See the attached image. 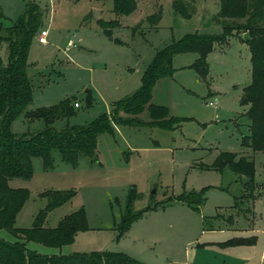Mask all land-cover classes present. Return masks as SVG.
<instances>
[{
    "label": "rangeland",
    "instance_id": "374dc122",
    "mask_svg": "<svg viewBox=\"0 0 264 264\" xmlns=\"http://www.w3.org/2000/svg\"><path fill=\"white\" fill-rule=\"evenodd\" d=\"M30 1L36 2L43 13L28 53L27 72L33 94L26 110L70 99L74 114L56 121L54 125L58 129L67 124L87 125L97 116L109 114L114 102L138 89L155 51L172 39L195 31L221 33V26L214 20L219 10L218 0H185L190 17L175 15L173 0H135V11L122 16L113 11L112 0H0L4 15L0 20L5 26L12 25ZM160 7V19L154 27L146 17L157 13ZM95 8L102 11V20H117L112 37L126 44L114 43L104 35L94 19ZM138 23L139 28L132 34ZM42 29L48 31L45 43L37 40ZM246 37L247 33L244 37L240 33L229 37L225 44L214 45L206 58L209 67L206 78L190 68L196 53L173 55V75L156 81L150 102L166 107L170 116L189 119L175 123L172 128H163L151 123L148 108L136 116L121 113L123 118L132 117L143 123L117 124L114 134H100L96 160L80 156L71 165L54 150L52 168L43 169L41 159L36 157L32 161L31 178L9 179L10 186L28 191V198L17 214L16 227L32 226L35 216L46 205L47 199L40 196L46 190H71L74 194L48 213L45 226H56L62 217L80 208L86 214L88 229L77 232L72 244L56 248L28 242V248L42 254L124 252L141 262L143 257L163 255L171 239L167 233L165 241L143 235L140 225L143 219L133 221L116 239V226L124 213L128 191L133 187L137 197L132 212L151 209L142 217L183 203L170 199L189 191L203 190L204 214L230 208L223 212L226 223L230 213L233 220L234 216L247 217L249 222L244 224L248 227L253 220L251 207L253 227L258 231L255 235L259 238L257 254L264 251V151H252L241 145V138L249 134V120L245 116L248 105L240 103L242 87L251 80L250 52L239 39ZM8 45L7 41L0 42L4 62ZM208 101L214 105H208ZM75 102L78 107H74ZM11 127L19 134L33 133L41 130L44 123L29 122L22 113ZM221 151L253 158V190L244 187L250 179L242 183L241 176L227 167L222 171L201 168V164H211ZM251 192L254 197L250 206L252 199L247 194ZM242 221L246 219L239 220V224ZM217 222L222 221L209 220V224ZM199 229V224H191V228L183 225L176 231L175 242H189L199 235ZM0 237L14 240L5 229H0Z\"/></svg>",
    "mask_w": 264,
    "mask_h": 264
},
{
    "label": "trees",
    "instance_id": "16d2710c",
    "mask_svg": "<svg viewBox=\"0 0 264 264\" xmlns=\"http://www.w3.org/2000/svg\"><path fill=\"white\" fill-rule=\"evenodd\" d=\"M218 1L219 10L214 20L221 26V33L195 31L179 39H172L163 48L155 51L143 71L138 89L114 102L109 114H101L87 125L67 124L60 129L55 127V122L74 114L70 99L65 98L48 107L26 110L33 94L32 81L27 72L28 53L41 21L42 9L36 2L30 1L23 14L12 25L5 26L0 20V42H9L6 62L0 55V229H5L14 237L13 241L0 237V264H145L124 252L96 250L88 253L42 254L28 248V242L56 248L72 244L77 232L88 229L86 214L80 208L62 217L56 226H45L48 213L67 202L74 194L71 190H46L40 193V196L47 199L46 205L37 213L32 226L16 227V217L28 198V191L25 188L12 187L8 181L11 178H31L32 161L36 157L41 159L43 169L52 168L54 150L59 152L64 162L71 165H75L80 156L96 160L97 139L100 134H114V126L117 124L143 123L132 117L123 118L121 113L136 116L148 108L151 123L163 128H172L175 123L189 119L170 116L166 107L150 102L156 81L173 75L172 59L176 53H196L197 58L190 68L200 77L206 78L209 72L206 58L214 45L225 44L229 37L247 33L243 41L250 52L251 80L242 87L240 103L248 105L245 116L249 120V134L241 138V145L252 151H264V0ZM112 2L113 11L121 16L129 15L136 9L135 0ZM172 8L175 15L190 17L188 2L185 0H173ZM160 14L161 7L157 13L147 16L146 21L155 27ZM3 17L0 8V19ZM97 21L108 39L117 44H126L112 37L113 28L118 26L117 20L99 18ZM139 25L138 23L133 27L132 34ZM89 104L87 98V105ZM22 113L29 122L42 120L44 127L33 133L19 134L12 131L13 120ZM201 166L218 171L227 167L238 176L249 178L250 182L244 187L253 190L255 163L249 155L238 156L234 152L221 151L211 164ZM202 194L203 190L183 192L170 200L183 202L199 212L204 202ZM136 197L135 189L131 187L126 197L124 213L116 226V239L129 229L133 221L151 210L147 208L133 213L131 206ZM247 197L253 199V192L247 194ZM217 217L218 214L204 216V229H211L209 220ZM254 241L255 238H232L220 245H241Z\"/></svg>",
    "mask_w": 264,
    "mask_h": 264
},
{
    "label": "crops",
    "instance_id": "0c3cea01",
    "mask_svg": "<svg viewBox=\"0 0 264 264\" xmlns=\"http://www.w3.org/2000/svg\"><path fill=\"white\" fill-rule=\"evenodd\" d=\"M245 34L243 33V37ZM239 39L241 41L244 40V38ZM250 201L251 206L253 199ZM229 209L218 208L211 214H204L202 207L197 212L186 204L179 203L163 210L149 212L144 217L136 220L143 219L144 221L140 224L143 235L157 241H165V233H167L171 239L169 245L165 247L163 255L143 257V262L145 264H263L264 251L257 254V240L259 241V238L255 235L258 232L257 229L253 227L254 211L250 207L253 220L246 227L244 223L249 222L247 217L239 219L234 216L233 220L231 214L228 213L230 216L227 223L225 222L223 212L229 211ZM216 214L220 216L215 219H219L222 222L210 224L211 229H204L203 217ZM242 219H246V221H242L241 223L243 224H239V220ZM191 224L194 226L199 224V235L189 242L181 243V241H178L176 243L175 240L178 235L176 231L181 229L183 225H189L191 228ZM232 238H255V243L230 246L220 245V243Z\"/></svg>",
    "mask_w": 264,
    "mask_h": 264
},
{
    "label": "built area",
    "instance_id": "2783aa9c",
    "mask_svg": "<svg viewBox=\"0 0 264 264\" xmlns=\"http://www.w3.org/2000/svg\"><path fill=\"white\" fill-rule=\"evenodd\" d=\"M47 34H48L47 29L40 30L39 31V34H38V37H37L38 42L45 43L46 42V36H47ZM207 103L210 106H213L214 105V103L212 101H208ZM74 106L75 107H78L79 106L78 102H75L74 103Z\"/></svg>",
    "mask_w": 264,
    "mask_h": 264
},
{
    "label": "water",
    "instance_id": "95a60500",
    "mask_svg": "<svg viewBox=\"0 0 264 264\" xmlns=\"http://www.w3.org/2000/svg\"><path fill=\"white\" fill-rule=\"evenodd\" d=\"M101 14H102V11H101L100 9L95 8V9L93 10V15H94V19H95V20L99 19L100 16H101ZM248 179H249V178H247V177H245V176H242V177H241L242 183H245Z\"/></svg>",
    "mask_w": 264,
    "mask_h": 264
}]
</instances>
